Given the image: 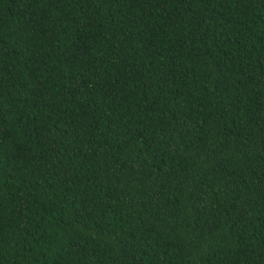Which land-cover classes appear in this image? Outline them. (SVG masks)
<instances>
[{
  "label": "trees",
  "instance_id": "1",
  "mask_svg": "<svg viewBox=\"0 0 264 264\" xmlns=\"http://www.w3.org/2000/svg\"><path fill=\"white\" fill-rule=\"evenodd\" d=\"M0 264H264V0H0Z\"/></svg>",
  "mask_w": 264,
  "mask_h": 264
}]
</instances>
